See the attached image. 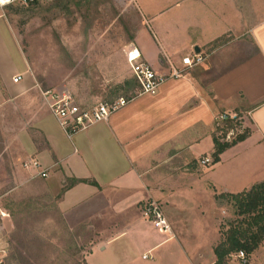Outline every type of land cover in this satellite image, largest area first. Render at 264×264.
<instances>
[{"label":"crops","instance_id":"0c3cea01","mask_svg":"<svg viewBox=\"0 0 264 264\" xmlns=\"http://www.w3.org/2000/svg\"><path fill=\"white\" fill-rule=\"evenodd\" d=\"M131 1L147 25L163 19L166 26L139 48L154 70L168 74L194 53L205 63L72 140L50 124L35 78L14 83L17 71L1 86L33 108V139L22 147L48 171L52 193L85 181L64 191L59 207L70 231L84 234L86 264H215V195L264 182V0H159L142 8ZM221 113L245 114L250 135L219 163L201 166L213 159ZM149 200L161 204L168 233L143 217ZM252 262L264 264V248Z\"/></svg>","mask_w":264,"mask_h":264},{"label":"rangeland","instance_id":"374dc122","mask_svg":"<svg viewBox=\"0 0 264 264\" xmlns=\"http://www.w3.org/2000/svg\"><path fill=\"white\" fill-rule=\"evenodd\" d=\"M137 1L142 8L159 0ZM161 21L147 25L131 0H40L28 7L0 8V211L9 214L0 217V241L7 252L3 264H86L90 250L81 245L84 234L71 232L63 220L59 207L63 189L52 193L40 171L27 167L33 157L22 145L33 139V108L7 97L2 80L14 72L25 82L35 78L41 96L49 88H66L84 109L135 96L126 52L133 46L139 49L146 40L149 44L151 36L157 40L156 26L162 25V31L166 27ZM127 82H132L131 88ZM239 115V125L224 137L216 118L214 136L232 142L248 129L243 128L245 114ZM49 122L59 126L53 115ZM215 205L216 246L221 226L226 231L241 218L232 204ZM252 263L247 259L246 264Z\"/></svg>","mask_w":264,"mask_h":264},{"label":"built area","instance_id":"2783aa9c","mask_svg":"<svg viewBox=\"0 0 264 264\" xmlns=\"http://www.w3.org/2000/svg\"><path fill=\"white\" fill-rule=\"evenodd\" d=\"M40 0H0V8L11 6L28 7L34 5ZM49 1V0H46ZM207 60L203 54L188 55L182 58L181 67H172L168 74H162L153 69L142 56V53L137 47H131L126 53V61L131 70L134 79L137 82L138 90L133 98L141 95H155L159 89L170 79H178L185 76L189 70H192ZM23 76L18 75L14 78V83L22 81ZM43 97L47 103L49 111L56 118L59 126L69 140L92 126L107 122L120 109L128 105L130 100L127 98H119L113 102H103L93 109L82 108L75 100L74 96L68 92H60L56 89H46L42 91ZM236 114L223 113L217 118L219 122H227L228 120H235ZM236 122L239 120L236 119ZM233 131V130H232ZM230 137V135H229ZM201 165H211L213 161L206 157L201 160ZM28 168L39 170V174L43 178L48 177V171L42 169L38 161H31L27 164ZM143 217L149 221L156 228L168 233L171 228L166 224L163 208L160 203L149 200L144 202L142 207ZM9 214L6 211H0L2 219L8 218ZM264 247V241L261 244ZM6 249L0 241V264L6 256ZM148 258V255L143 257ZM233 258L237 261L247 263V256L243 251L238 252Z\"/></svg>","mask_w":264,"mask_h":264},{"label":"trees","instance_id":"16d2710c","mask_svg":"<svg viewBox=\"0 0 264 264\" xmlns=\"http://www.w3.org/2000/svg\"><path fill=\"white\" fill-rule=\"evenodd\" d=\"M131 84L132 82H127L126 87L131 88ZM133 86L136 87L137 92L138 85L136 80ZM133 97L134 96H128L127 99L130 100ZM236 115L235 120L241 117L239 113H236ZM235 120L220 122L223 126V128L220 129L222 131L221 137H224L228 131L233 130L239 125V121L236 122ZM249 135L250 130L244 129L241 134H237L232 142H224L214 136L215 149L212 154L213 164L220 162V156L223 152L243 142ZM83 182L85 181L74 179L71 184L65 186L63 192L73 185ZM215 200L219 204L225 202L232 204L235 208L236 216L241 218L240 220L230 223L226 231H222L221 226V239L214 248V254L216 256L215 264H228V260L239 263L233 256L240 251H243L247 259L251 260L264 241V182L256 184L251 189L238 194H216Z\"/></svg>","mask_w":264,"mask_h":264}]
</instances>
